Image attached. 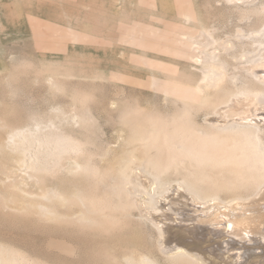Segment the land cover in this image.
<instances>
[{
    "label": "rangeland",
    "instance_id": "obj_1",
    "mask_svg": "<svg viewBox=\"0 0 264 264\" xmlns=\"http://www.w3.org/2000/svg\"><path fill=\"white\" fill-rule=\"evenodd\" d=\"M247 1L250 4L252 0ZM255 1L250 5L244 2L245 6L248 5L247 10L253 4L259 7L252 6L259 14H252L254 11L250 7L253 12H250L252 16L248 14L250 10L247 12L248 20L243 11L240 13L241 8H245L243 1L0 0V146H3L9 130L30 128L35 121L51 119L59 123L65 135L79 141L83 152L79 160L88 162V158L99 172H104L107 163L114 166L115 154L127 150L128 146L125 148L123 142L130 136L131 123L142 125L140 123L146 117L152 119L153 116L169 123L175 116L180 117L186 112L192 116L183 114L184 118H191L189 121L194 127L211 124L213 118L207 117V113L213 111L211 103L221 102L228 94L254 81L248 69L260 62L264 46L255 47L260 44L250 39L257 48V52L252 53L253 42L248 43L247 38L248 42L243 41L244 38L237 39L236 34L238 30L256 29L264 22V13L261 12H264V2ZM187 12L194 22H187V27H191L188 30L182 26L181 20V14ZM192 27L207 29L213 36L214 45L206 48V54L212 55L199 66L217 69L221 78L217 84L216 80L210 83L211 86L204 85L201 91L193 90L194 100L184 105L172 95V83L177 82L174 83L177 87L187 91L185 80L169 78L173 75L166 73L159 63L195 64L188 58L196 59L199 53L178 35L194 33ZM247 58L252 59L248 62ZM227 113L232 115L234 112ZM73 114L81 123L65 118ZM129 114H132L130 118ZM83 116H86L85 120ZM0 149V176H13L10 183L0 186V244L8 245L28 257H25L27 260L30 258L29 262L36 261L35 264H102V261L104 264L102 253L116 245H137L149 252L157 250L154 247L158 246L159 234L137 220L136 211L135 214L124 212L121 216L118 211L119 216L116 215L121 218V223L110 228L109 225L90 226L70 220L68 213L78 211V203L71 208L54 205L61 214V217H53L54 221L34 207L42 201L39 195L45 188L66 192L77 190L84 195L92 194L93 198L107 193L110 198H102L110 200V186L115 184L112 178L71 174L67 171L66 159L63 169L58 171L60 168H57L53 174L39 173L37 180L29 179L24 171L14 170L18 155L4 151L3 147ZM176 175L182 177V173ZM176 175L169 176L174 179ZM106 191L110 192L109 195ZM150 220L154 226L158 220L166 223L157 216L153 220L150 217ZM146 222L151 225L149 220ZM113 229L115 231H111ZM150 253L154 256L159 252ZM161 254L154 257L159 264H164Z\"/></svg>",
    "mask_w": 264,
    "mask_h": 264
},
{
    "label": "bare ground",
    "instance_id": "obj_2",
    "mask_svg": "<svg viewBox=\"0 0 264 264\" xmlns=\"http://www.w3.org/2000/svg\"><path fill=\"white\" fill-rule=\"evenodd\" d=\"M230 1H243L242 6L245 8L242 9L241 6L239 10L241 14L243 11L245 18L249 20L248 14L254 11L252 6L255 4L250 6L253 11L250 7L248 10L247 8L253 0L249 1L250 4L247 0ZM244 2L248 5L245 6ZM262 2L260 3L263 4ZM234 5L240 4L234 3ZM254 7L259 8L256 5ZM254 12L252 14L260 13L256 10ZM261 12L264 13L262 10ZM181 15L182 26L188 30L187 28L191 27H187V22L194 23L192 16L188 12ZM252 26L255 28V25L252 24ZM256 27L249 31L248 29L238 30L236 38H244L243 41L252 39L260 45L255 46L253 41L247 40L248 43L253 42L251 48L261 45L262 48L264 22ZM192 29L195 30L194 33L178 35L183 42L188 43L203 56L198 55L196 59L188 58L192 62L195 61V64L191 65L190 63L188 65L183 63L181 66L159 63L166 73L173 75L169 78L176 81L181 77L183 81L185 80L187 91L177 87V84H174L177 82L172 83V95L181 100L184 105L194 100L193 90L201 91L204 85L213 84L212 82L216 80L217 84L220 80L218 78H221V73L217 69L199 66L204 61H208L207 57L212 55L206 54V48L215 43L213 36L207 29L196 27ZM255 49L257 48L252 49L251 52H255ZM262 52L260 62L248 69L254 81L251 80L249 86L241 87L233 94L230 92L231 94H228L230 96L227 95L228 98L225 97L226 99L221 102L215 105L211 103L213 108L212 106L210 108L213 111L207 113V117L213 118L211 124L208 123L203 127L195 125V128L192 121V125L190 124L191 118L189 120L184 118L188 114L184 111V116L181 113L180 117L171 118L169 123L164 120L162 122V119L160 120L157 116H153L152 119L144 118L147 123L144 120L140 123L142 125L131 123L130 136L123 140L125 148L128 146L127 150L119 152L121 153L119 155L115 152L117 157L113 162L114 166L111 167L110 163H107L111 168L108 169L107 165V169L105 168V171L103 169L104 172H99L100 170H97L88 158L86 159L88 162L84 159L80 161V153L83 152H81L82 146L79 141L65 135L60 130L59 123L51 119L35 121L32 127L26 129L12 128L13 130L8 131L6 139L4 138L2 147L4 151L8 150L18 155L14 161V170L24 171L29 179L37 180L39 173L53 174V170L63 169L61 167L67 159V171L71 174L82 173L92 177L97 175V178L104 177V179L106 176L112 178V183H115L112 184L113 187L110 186L112 190L108 188L111 192L110 200L107 193L102 196L104 198L107 196V200L100 196L99 200L96 196L93 198L92 194L87 196L77 190L66 192L57 188H45L39 195L42 201L34 206L41 215L52 219L61 217L54 205L71 208L78 203V211H71V213L68 211L71 216H67L69 219L91 224L90 226L99 224L103 227L104 225L114 227V224L121 223L119 215L121 216L124 212L135 214L134 211H136L139 214H135L139 217L137 220L159 234L158 246L154 248L159 252L156 253L157 255L164 254L160 255L164 264H264V51ZM213 58L216 59L215 56ZM199 109L201 110L202 107ZM232 111L234 112L232 115H227V112ZM131 115L129 114V118ZM188 115L187 117H190ZM84 117L86 119V116H83V119ZM65 118L73 123L80 121L75 114ZM125 142H128V145ZM115 158L113 156V159ZM174 173L175 175L182 173V177L179 175L181 177L179 178L176 175L179 179L175 177L171 179L173 177L169 175ZM12 177L0 176V186L6 185ZM118 211L121 212L119 215ZM113 214H117L118 218L112 216ZM130 215L132 217V214ZM154 216L167 224L158 220V223H154L156 226L152 225L150 217L153 220ZM146 219L151 225L146 222ZM102 231H105V228L101 230V234ZM148 246H150L149 243ZM152 250L150 252L153 254L157 251ZM150 252L137 245H116L113 249H106L104 254L102 253L101 260H104V264H159V260L154 257L156 254L153 256ZM21 254L9 248L8 245L0 244V264L37 263L35 260L34 263L29 262L30 258L28 261L26 259L28 257Z\"/></svg>",
    "mask_w": 264,
    "mask_h": 264
}]
</instances>
